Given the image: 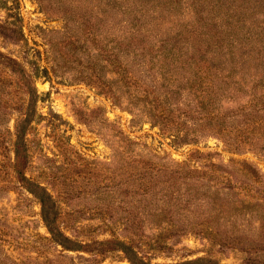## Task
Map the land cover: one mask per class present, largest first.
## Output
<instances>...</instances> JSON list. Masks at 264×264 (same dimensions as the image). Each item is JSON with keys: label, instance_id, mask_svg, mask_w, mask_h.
I'll list each match as a JSON object with an SVG mask.
<instances>
[{"label": "trees", "instance_id": "16d2710c", "mask_svg": "<svg viewBox=\"0 0 264 264\" xmlns=\"http://www.w3.org/2000/svg\"><path fill=\"white\" fill-rule=\"evenodd\" d=\"M91 1L93 12L87 27L75 21L76 26L68 29L71 18L67 8L55 7L67 18L61 38L47 41L50 53H55V66L75 59L82 78L135 118H150L160 123L162 130L173 132L177 144L223 135L230 146L255 149L260 144L264 153V73H249L251 63L253 71L264 70V0H198L202 7L198 17L193 10L194 16L182 27L157 32L141 25L144 6L136 9V0L118 4L114 0ZM224 6L226 11L219 15L210 12ZM73 47L80 49L76 58ZM38 68H27L0 50V126L4 122L12 137L14 166L28 162L27 135L41 116L36 108ZM5 85L14 87L15 92H4ZM112 136L117 137L113 141L116 165L108 170L107 184L97 198L105 199L101 203H111L100 208L104 215H112L118 208L123 214L118 220V234L129 237V241L112 239L118 244L114 248L130 253L127 258L133 264H222L210 256L153 261L156 256L133 245L132 240L135 235L152 239L151 249L162 253L172 251L182 235L192 232L218 245L228 244L234 228L240 230L230 209L247 202L233 198L237 191L232 167L209 159V153L204 156L199 150L183 160L156 152L144 155L137 142L121 131L115 130ZM237 163L247 167L245 162ZM40 170L42 179L32 180L21 173L19 185L40 203L48 238L66 249H78L81 243L74 241L58 221L57 203L70 202L69 189L59 185L55 173L45 167ZM2 180L0 189L7 187ZM54 187L58 188L55 196ZM223 203L231 204L226 207ZM224 212L227 217L220 221L217 215ZM203 214L208 217L197 218ZM146 228L158 229L157 235L149 237L144 233ZM261 249L264 251V245ZM103 250L107 247L97 252ZM15 262L0 250V264Z\"/></svg>", "mask_w": 264, "mask_h": 264}, {"label": "rangeland", "instance_id": "374dc122", "mask_svg": "<svg viewBox=\"0 0 264 264\" xmlns=\"http://www.w3.org/2000/svg\"><path fill=\"white\" fill-rule=\"evenodd\" d=\"M136 1V9L140 4L144 6L140 23L151 32L181 26L194 16L193 10L198 17L202 9L198 0ZM92 3L91 0H0V50L10 53L27 68L39 67L35 85L39 92L36 108L41 115L32 123L33 129L27 135L29 160L20 166L12 164L15 158L12 137L4 122L0 126V179H5L2 183L7 185L0 189V250L15 260V264H133L127 258L131 254L117 250L118 246L114 248L118 244L112 240L129 241V237L118 234V220L123 215L120 208L112 215H104L100 208L111 203H101L105 199L97 198L102 196L100 193L107 184L108 170L116 165L113 141L117 137L112 135L117 130L136 141V147L142 148L144 155L156 152L183 160L195 150L204 156L209 153V159L232 167L237 191L233 198L247 200L240 203L239 208L230 209L236 220L235 227L239 225L240 230L234 228L232 238L224 246L193 232L182 235L173 244V250L166 253L151 249L152 239L146 237L139 239L135 235L133 245L153 253L156 256L153 261L210 256L222 264H264L261 249L264 245V153L260 144L255 145V149L241 145L237 150L224 141L227 136L223 138V135L222 138L201 136L193 142L177 144L173 142V132L162 130L160 123L150 118H135L131 111L115 104L111 97L82 78L83 74L78 71L80 64L75 59L64 66H55V53H50L47 41L59 40L67 23L66 16L55 7L67 8L71 18L68 29H71L76 26L75 21L87 27L93 12ZM226 9L225 6L214 7L210 12L219 15ZM79 50L72 48L73 58ZM252 66L251 63L249 73L263 75L264 70L253 71ZM9 91L15 92L14 87L5 85L4 92ZM194 121L198 123V119ZM9 124L12 128L13 120ZM237 161L247 163L248 168ZM42 167L59 176V185L69 189L70 202L57 203L58 221L74 241L81 243L78 249H66L48 238L50 233L42 220L40 203L19 185L17 179L21 173L32 180L42 179ZM56 189L52 190L54 196ZM83 189L86 193H79ZM223 204L227 207L231 203ZM201 217L208 216L203 214L197 218ZM217 217L222 221L227 215L224 212ZM157 230L146 228L144 233L153 237ZM107 239L111 242L98 244ZM99 247H107V250L99 253Z\"/></svg>", "mask_w": 264, "mask_h": 264}]
</instances>
